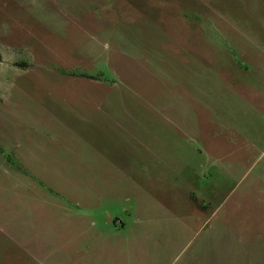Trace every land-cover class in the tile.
I'll use <instances>...</instances> for the list:
<instances>
[{
	"label": "rangeland",
	"instance_id": "rangeland-1",
	"mask_svg": "<svg viewBox=\"0 0 264 264\" xmlns=\"http://www.w3.org/2000/svg\"><path fill=\"white\" fill-rule=\"evenodd\" d=\"M0 264H264V0H0Z\"/></svg>",
	"mask_w": 264,
	"mask_h": 264
},
{
	"label": "crops",
	"instance_id": "crops-1",
	"mask_svg": "<svg viewBox=\"0 0 264 264\" xmlns=\"http://www.w3.org/2000/svg\"><path fill=\"white\" fill-rule=\"evenodd\" d=\"M196 203V202H195ZM196 206L200 209L201 208V206L199 207V205H198V203H196Z\"/></svg>",
	"mask_w": 264,
	"mask_h": 264
}]
</instances>
